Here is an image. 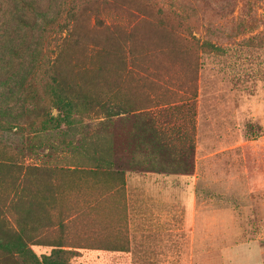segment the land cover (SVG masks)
<instances>
[{
    "label": "rangeland",
    "instance_id": "1",
    "mask_svg": "<svg viewBox=\"0 0 264 264\" xmlns=\"http://www.w3.org/2000/svg\"><path fill=\"white\" fill-rule=\"evenodd\" d=\"M125 1L0 0V221L26 225L37 255L63 222L74 264H264V0H148L180 16L166 33L197 60L196 87L178 90L191 71L167 51L157 71L171 90L143 58L128 76L117 66L96 75L91 95L118 90L149 110L109 119L83 106L59 122L46 69L63 24L73 15L84 45L71 52L72 75L73 62L88 65L93 40L142 16ZM147 115L162 155L141 137ZM179 165L188 168L154 169Z\"/></svg>",
    "mask_w": 264,
    "mask_h": 264
},
{
    "label": "trees",
    "instance_id": "2",
    "mask_svg": "<svg viewBox=\"0 0 264 264\" xmlns=\"http://www.w3.org/2000/svg\"><path fill=\"white\" fill-rule=\"evenodd\" d=\"M135 1L128 0L124 3L128 7L134 5L137 12L142 16H132L131 18L134 20L128 22L127 25L120 27L116 25L113 31L115 32L114 40L110 37L102 40H93L92 46L96 49L90 54L88 65L79 64L77 61L73 62L72 75L66 73L65 68L69 65L71 55L80 47H84V45L81 44L79 37L73 36V25L71 22L75 19L74 16H70L69 20L63 24L60 31L65 30L67 37L61 40L56 49L57 53L55 57L49 62L46 69L53 103L56 109L60 113L62 112V115L57 116L59 122L71 124L73 122L72 114L83 106L90 109L92 107L98 108L109 119L118 115L149 110V106L134 105L128 97L120 95L118 90L97 94L96 96L91 95L97 82L96 75L97 73L104 74L109 67L117 66L119 69L117 71L118 75L122 76L125 74L128 76L135 62L143 58L151 62L153 74L155 72V75L158 76V78L154 79L155 82L161 87L164 86V89L171 90L170 86L166 88L164 85L165 80L162 79L161 73L157 71L160 68L158 60L162 55L167 54V51L168 56L172 57L171 59L178 61L182 71H191L192 77H185L184 80L176 79V83L168 80L165 82L167 83L166 85L174 83L176 87H179L178 90L181 93H190L191 89L196 87L197 60L195 58L194 60L192 59V52L188 50L187 46H184L181 51L173 50L171 48L172 40L168 39V33H166V31L171 32L175 27H181L182 20L180 16L174 11H166L162 8L155 9L148 0L140 3H137L138 0ZM95 26L105 29L112 28L111 24H105L101 18H96ZM206 45L211 49L215 48L213 44L208 43ZM138 46L140 49H138ZM196 50H198V46ZM98 60L102 61L99 63ZM161 80L163 81L162 84L159 82ZM192 93V96H194L195 93ZM167 103L163 102V104ZM147 118L149 121H147V126L142 130L141 137L152 146L156 154L162 155L165 151L163 149L164 146H162L163 142L161 143L159 140L162 137V133H160L162 131L156 129L152 122V116H148ZM160 146L162 147L158 148ZM182 150L187 155L188 150H185L184 147H182ZM106 165L111 170L114 164L106 163ZM134 165L133 163L131 167ZM139 165L144 166L143 163H138L137 166ZM156 166L159 167V164H156ZM181 167L179 165L173 168V170L168 167L164 168V170L163 168L154 169L181 173L180 170L187 169L188 165H185L184 168ZM116 169L122 171L123 168L116 166ZM118 170H115L114 174H119ZM4 221V218L0 221V260L2 257L17 256L23 264H74L71 262V257L75 253L73 250L66 248L67 246L70 247V245H66L64 241L66 226L63 222L59 224V237L50 252L37 255L28 246L27 226L19 222H16L13 226L5 224Z\"/></svg>",
    "mask_w": 264,
    "mask_h": 264
}]
</instances>
